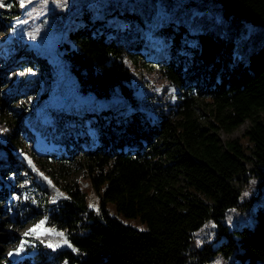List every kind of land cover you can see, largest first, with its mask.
Masks as SVG:
<instances>
[{"label":"trees","instance_id":"obj_1","mask_svg":"<svg viewBox=\"0 0 264 264\" xmlns=\"http://www.w3.org/2000/svg\"><path fill=\"white\" fill-rule=\"evenodd\" d=\"M203 1L183 4L158 24L140 17L123 23L108 16L112 10L91 17L85 8L86 19L65 33L55 58L61 55L80 97L91 98L82 113L78 99L73 110L45 101L22 118L13 101L33 89L23 73L31 69L39 80L40 66L32 68L20 52L14 82L0 68V203L12 198L17 225L39 219L64 233L38 237V261L209 264L219 252L242 264L264 261V205L251 208L253 225L232 229L226 222L230 209L244 212L254 201L241 199L252 177L264 185V47L250 37L241 41L246 23L264 27V0ZM209 4L219 21L187 23L186 7L205 17ZM1 6L2 0L6 13ZM22 121L56 147L41 154L22 141ZM246 121L241 135L221 139ZM78 171L97 190L100 209L90 207L81 179H73ZM108 201L126 216L139 215L147 228L110 213ZM211 220L215 237L200 245L195 234ZM52 236L69 245L49 247ZM0 241L19 237L0 232ZM6 253L0 246V264H32L13 263Z\"/></svg>","mask_w":264,"mask_h":264},{"label":"rangeland","instance_id":"obj_2","mask_svg":"<svg viewBox=\"0 0 264 264\" xmlns=\"http://www.w3.org/2000/svg\"><path fill=\"white\" fill-rule=\"evenodd\" d=\"M187 2L198 5L206 4L203 0H2L1 8L6 13L0 12L1 70L4 71L6 76H9L10 82H14L20 77L21 75L17 73L16 67L17 55L20 52L25 56V62L29 63L32 68L37 69L34 64H39L40 66L38 68L41 74L39 80L29 71L23 73L24 80L28 79L27 83H33V89L32 91H23V97L17 101H13L19 109V114L23 118L26 112L40 107L45 101L50 102L48 104L50 106L58 107L59 110L62 107L68 106V104H72L71 109L73 110L76 106L74 102L78 99L77 104L81 105L78 110L79 113L91 107L89 103L91 102V98L80 97V92L76 88L73 76L68 74L61 55L55 59L59 44L65 39V33L73 28L75 24L81 23L86 19L85 8L89 9L91 17L95 15L100 17L103 12L112 10V13L108 14V16L112 19L120 18L123 23L129 21L130 18L138 19L140 17L147 24H158L160 22H166L175 14L178 7H181ZM205 9L206 16L201 17L202 9L198 7H186L185 10L189 11L190 15L185 20L187 23L196 24H202L206 20H211L212 22L220 20V15L218 14L217 8H215V4H209ZM78 11L82 13L79 16H75ZM111 23H114V21ZM246 28V31L241 36V41L243 42L250 37L251 40H256V47L258 49L264 47V27L253 23H246ZM129 31L131 32V30ZM133 33H130L131 37H134ZM152 36H156V33L153 32ZM56 69L58 70L57 72ZM171 88L173 87H170V92H172ZM159 89L157 88V90ZM138 94H141L140 84ZM98 102L97 100L92 106L96 107ZM43 116L45 121L50 120L46 112ZM248 125L249 121H246L231 133L222 131L220 137L222 140H225L228 137L239 136ZM18 134L22 141L32 146L38 153L42 154L45 150L56 147V144L53 143L49 136L44 135L43 130L38 128L37 131L33 126L23 121L18 125ZM36 173L38 178L43 179L46 184H49L37 170ZM73 179H81L89 205L95 204V208L100 209V196L94 186H87V181L82 176V171L75 173ZM252 179V183L245 188L241 199H246L250 195H253L254 201L244 212H239L237 208L230 209L226 222L232 229L236 225L243 226L244 223L253 225L255 214L251 211V208L255 210L259 205H264V185L257 181L256 178L252 177ZM107 207L110 213L119 216L125 223L141 229L147 228V223L139 215L126 216L118 212L113 201H108ZM0 209L2 212L0 214V222L3 221L4 223L0 232L13 233L19 237L18 242L8 245L0 241V246L6 247L8 258L13 263L28 259L32 264H43V261H38L41 260L39 236L35 234L29 236L24 235L25 232L37 225L41 220L38 219L34 222H29L24 227L17 225L14 222L17 212L13 207L12 198L10 197L1 201ZM44 228L47 229L45 224ZM213 230L214 225L211 220L206 223L204 228L196 232L195 238L197 243L202 245L205 240H212L215 237ZM55 233L56 231L52 232V234ZM55 237L52 236L49 238L50 243L57 241L59 245H69V243L64 244L62 242L63 240L56 239ZM59 238L62 239L63 237L59 236ZM21 241L26 242L24 248L19 253H16L14 250L20 246ZM218 243V239L214 241V244ZM9 252L13 254L9 255ZM209 264L242 263L234 254L226 257L219 252ZM256 264H264V261L258 259Z\"/></svg>","mask_w":264,"mask_h":264},{"label":"snow or ice","instance_id":"obj_3","mask_svg":"<svg viewBox=\"0 0 264 264\" xmlns=\"http://www.w3.org/2000/svg\"><path fill=\"white\" fill-rule=\"evenodd\" d=\"M22 6H23V2H22ZM28 71H31V69H29ZM0 131H4V129H0ZM29 163L31 164V160H29ZM41 175H43V173H41ZM45 179H47V177H45ZM49 183H51V181H49ZM61 195H63V194L61 193ZM90 207L95 208L96 205L95 204H91ZM44 224H45V221L41 220L37 225H35L31 229H29L27 232H25L24 235L25 236H29V235L35 234L37 236H41V235L51 234L54 230L53 229H45L44 228ZM55 234L60 236V237H64V233L63 232H56ZM62 242L64 244H68L69 243L67 239H63ZM25 243H26L25 241H21L20 246L18 248H16L14 251L16 253H19L20 251H22L23 248H24V244ZM48 246L49 247H55V246H58V245H53L52 243H49ZM8 254L12 255L13 253L9 252Z\"/></svg>","mask_w":264,"mask_h":264},{"label":"bare ground","instance_id":"obj_4","mask_svg":"<svg viewBox=\"0 0 264 264\" xmlns=\"http://www.w3.org/2000/svg\"><path fill=\"white\" fill-rule=\"evenodd\" d=\"M171 87H173V88H171V91H172L171 93L174 94L175 93V87L174 86H171ZM169 91H170V89H169ZM174 98H175V96L172 95L171 99L174 100Z\"/></svg>","mask_w":264,"mask_h":264}]
</instances>
